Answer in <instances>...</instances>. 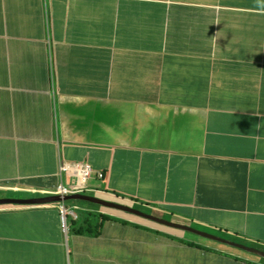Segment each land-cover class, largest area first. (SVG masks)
<instances>
[{
    "label": "crops",
    "instance_id": "crops-1",
    "mask_svg": "<svg viewBox=\"0 0 264 264\" xmlns=\"http://www.w3.org/2000/svg\"><path fill=\"white\" fill-rule=\"evenodd\" d=\"M62 161L93 169L74 194L264 252V0H0V192L34 195L0 200L52 197ZM61 205H0V264H264Z\"/></svg>",
    "mask_w": 264,
    "mask_h": 264
},
{
    "label": "water",
    "instance_id": "water-1",
    "mask_svg": "<svg viewBox=\"0 0 264 264\" xmlns=\"http://www.w3.org/2000/svg\"><path fill=\"white\" fill-rule=\"evenodd\" d=\"M66 200L86 201V202H89V203L105 206V207H108V208H113V209H117V210H123V211H126V212H128L130 214H133L135 216L141 217V218L145 219V221L152 222V223H155L157 225L164 226V227H167V228H171V229H174V230L183 231L185 233H191V234H194L196 236L202 237L204 239L220 243L222 245H229V246H232V247H235V248H238V249H241V250H246V251H249V252H252V253H255V254H258V255L264 257V252L258 251L255 248L247 247L245 245H238V244L223 240L221 238H217V237L211 236V235L206 234V233L198 232V231H196V230H194L192 228H189L187 226H181V225L173 223V222H168V221H165V220L153 217V216H149V215H147L144 212H141V211H139L137 209H134L133 207L122 206V205H119L117 203H113V202H109L107 200L100 199L97 196H87V195L76 194V195L64 196V197L55 196L54 195L52 197L39 198V199H27V200H24V199H20V200L3 199V200H0V205L8 204V203H14V204H17V205H29V204H33V203L45 204V203L64 202Z\"/></svg>",
    "mask_w": 264,
    "mask_h": 264
},
{
    "label": "trees",
    "instance_id": "trees-1",
    "mask_svg": "<svg viewBox=\"0 0 264 264\" xmlns=\"http://www.w3.org/2000/svg\"><path fill=\"white\" fill-rule=\"evenodd\" d=\"M78 205L81 209L79 210V218L73 220L71 232L78 236H87V237H99L101 235L102 225L107 221H121L126 224L129 223L125 220H120L116 217L96 212L97 206L93 203H87L83 201H71L73 204ZM90 206V209H88ZM134 207L136 205L133 204ZM96 218L101 219V222L97 226Z\"/></svg>",
    "mask_w": 264,
    "mask_h": 264
},
{
    "label": "clouds",
    "instance_id": "clouds-1",
    "mask_svg": "<svg viewBox=\"0 0 264 264\" xmlns=\"http://www.w3.org/2000/svg\"><path fill=\"white\" fill-rule=\"evenodd\" d=\"M51 63V62H50ZM52 64L53 63H51V64H49V71L50 72H54L53 71V68H52ZM64 164H69L68 162H64V161H62V165H64ZM69 165H74V164H69ZM80 165H83V164H80ZM85 165H87L89 168H90V173H89V175H93V169H92V167L89 165V164H85ZM59 172H60V170H59ZM66 177L68 178V179H77L76 177H74V176H71V175H69V174H67L66 175ZM98 177H99V179H103L104 178V174L102 173V172H100V173H98ZM88 179V178H87ZM86 182H90V180L88 179ZM63 187H69V186H66V185H64ZM58 187H56V189H57ZM92 188V187H91ZM55 189V190H56ZM4 192H13V193H20V189H17V188H9V189H2ZM30 191H33V190H30ZM35 192H37V193H39L40 191H35ZM47 192V191H46ZM76 194H81L80 192H78V193H76ZM76 194H72V195H76ZM96 194L97 193H86L85 195H87V196H96ZM55 195V194H54ZM53 195V196H54ZM55 196H62V195H55ZM67 196H71V195H67ZM62 197H64V196H62ZM98 197V196H97ZM4 198H10L9 196L8 197H4ZM100 198V197H99ZM100 199H102V198H100ZM104 200V199H103ZM68 201H80V200H66V201H64V203H65V206L69 209V210H71V209H73L74 207H78L79 209L78 210H76L77 212H78V217L77 218H73V217H70L69 216V214L67 215V217H66V220H65V223H63V225H64V227L66 226V225H68L69 227L72 225V223H73V220H77L78 218H79V210L81 209L78 205H75V204H72V205H69V204H66ZM108 201V200H107ZM130 202H132V203H134L136 200H132V199H130L129 200ZM83 202H86V201H83ZM109 202H113V203H117V202H115V201H109ZM87 203H89V202H87ZM95 205H97V204H95ZM44 207L45 205H40L39 207ZM101 206V205H100ZM127 206H130V207H133V205L132 204H127ZM101 207H105V206H101ZM144 208L145 206H143L142 204H139L137 207H133L134 209H137V210H139V211H141L142 209L141 208ZM57 208V210H58V213L60 214V216H61V213H60V206H57L56 207ZM98 208H100V207H98ZM108 208V207H107ZM116 211H120V210H117V209H115ZM147 210H149L150 212H151V210H150V208H147ZM143 212L145 213V211L143 210ZM103 214H109V213H107V212H105V213H103ZM147 215H148V213H146ZM149 216H153V217H156V218H159V219H162V220H165L164 218H160V217H157V216H154V215H149ZM126 218H127V220H128V222L129 223H131V224H136V225H141L142 227H144V226H147V227H150L149 225L150 224H154V229L155 230H159L158 228H161V227H164V226H160V225H157V224H155V223H152V222H149V225H146L145 224V219H143V218H141V217H138V216H135V215H133V214H129L128 216H126ZM61 220H62V217H61ZM165 221H168V220H165ZM63 222V221H62ZM70 222V223H69ZM168 222H172V221H168ZM141 223V224H140ZM173 223H176V224H179V223H177V222H173ZM164 228H167V227H164Z\"/></svg>",
    "mask_w": 264,
    "mask_h": 264
},
{
    "label": "built area",
    "instance_id": "built-area-1",
    "mask_svg": "<svg viewBox=\"0 0 264 264\" xmlns=\"http://www.w3.org/2000/svg\"><path fill=\"white\" fill-rule=\"evenodd\" d=\"M63 166L67 169H72V167H75V165H69V164H64ZM77 166H82V169H84L88 174L90 173V168L87 165H77ZM67 174L76 177L81 183H86V181L88 180L86 177H83L79 173L68 172ZM50 194L67 196V195H72L74 193L70 187H59L54 192L50 191ZM78 209H79L78 207H74L73 209L69 210L65 205H61L60 213H61L63 223H65V220L68 214L70 217L77 218L78 212L76 210Z\"/></svg>",
    "mask_w": 264,
    "mask_h": 264
},
{
    "label": "rangeland",
    "instance_id": "rangeland-1",
    "mask_svg": "<svg viewBox=\"0 0 264 264\" xmlns=\"http://www.w3.org/2000/svg\"><path fill=\"white\" fill-rule=\"evenodd\" d=\"M6 196H9L10 198H34L33 196L34 195H31V194H24V193H13V192H0V197H6ZM39 196V195H37ZM126 202V201H125ZM133 204L132 202L130 201H127L126 204ZM73 204H76L73 202ZM97 207H101L100 205H95ZM141 208V207H140ZM142 210L145 211V213H148V215H154V216H157V217H160V218H164L165 220H171V218H168V217H164V216H161V215H158V214H155L153 212H150L149 210L147 209H143L141 208ZM103 211L104 212H108V213H114V214H117V215H122L119 211H112V212H109L108 209L106 208H103ZM111 215V214H110ZM114 216V215H113ZM187 237L188 238H196L197 240H199L200 238L199 237H196L194 235H191V234H187ZM224 240V239H223ZM227 241V240H226ZM230 242V241H229ZM233 243V242H232ZM236 244V243H235ZM239 245V244H238Z\"/></svg>",
    "mask_w": 264,
    "mask_h": 264
},
{
    "label": "bare ground",
    "instance_id": "bare-ground-1",
    "mask_svg": "<svg viewBox=\"0 0 264 264\" xmlns=\"http://www.w3.org/2000/svg\"><path fill=\"white\" fill-rule=\"evenodd\" d=\"M59 170H60V173H59V183H57V187L59 188V187H63L64 185H66V186H68L69 185V182H68V179H65L64 180V182L62 181L63 180V178H64V174L66 175L69 171H74L75 173H79V174H81L83 177H86V178H88L89 180L91 179V176L92 175H89L84 169H82L81 167H72V169H67V168H65L63 165H61L60 166V168H59ZM60 179H61V181H60ZM80 182V181H79ZM87 183L88 182H86V183H81L80 182V184L81 185H87ZM58 203H60V202H55V204H58ZM49 204V203H48ZM121 211H123V210H121ZM124 212H126V211H124ZM126 213H128V212H126ZM130 214V213H129Z\"/></svg>",
    "mask_w": 264,
    "mask_h": 264
}]
</instances>
